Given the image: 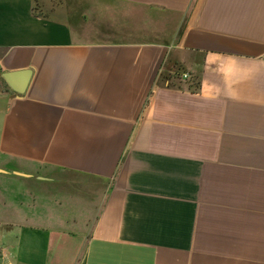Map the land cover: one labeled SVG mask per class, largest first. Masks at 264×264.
Listing matches in <instances>:
<instances>
[{
  "label": "crops",
  "instance_id": "crops-1",
  "mask_svg": "<svg viewBox=\"0 0 264 264\" xmlns=\"http://www.w3.org/2000/svg\"><path fill=\"white\" fill-rule=\"evenodd\" d=\"M0 248L264 264V0H0Z\"/></svg>",
  "mask_w": 264,
  "mask_h": 264
},
{
  "label": "trees",
  "instance_id": "trees-1",
  "mask_svg": "<svg viewBox=\"0 0 264 264\" xmlns=\"http://www.w3.org/2000/svg\"><path fill=\"white\" fill-rule=\"evenodd\" d=\"M167 63L164 66V71L160 74L161 81H168L169 85L179 90H187L191 92H199L201 90V78L197 75L191 78H183L179 74L172 75L167 72ZM184 75V74H183ZM154 91H152L150 97H152Z\"/></svg>",
  "mask_w": 264,
  "mask_h": 264
},
{
  "label": "water",
  "instance_id": "water-1",
  "mask_svg": "<svg viewBox=\"0 0 264 264\" xmlns=\"http://www.w3.org/2000/svg\"><path fill=\"white\" fill-rule=\"evenodd\" d=\"M2 77L16 92L25 93L31 78V70L4 72Z\"/></svg>",
  "mask_w": 264,
  "mask_h": 264
},
{
  "label": "built area",
  "instance_id": "built-area-1",
  "mask_svg": "<svg viewBox=\"0 0 264 264\" xmlns=\"http://www.w3.org/2000/svg\"><path fill=\"white\" fill-rule=\"evenodd\" d=\"M183 77L184 78H189V74L188 73H184ZM2 252H3V250H2V248H0V253H2Z\"/></svg>",
  "mask_w": 264,
  "mask_h": 264
}]
</instances>
